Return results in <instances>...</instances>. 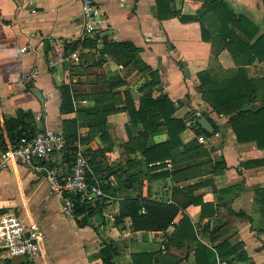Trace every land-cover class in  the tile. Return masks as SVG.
<instances>
[{
    "label": "crops",
    "instance_id": "1",
    "mask_svg": "<svg viewBox=\"0 0 264 264\" xmlns=\"http://www.w3.org/2000/svg\"><path fill=\"white\" fill-rule=\"evenodd\" d=\"M225 1L257 27L250 44L264 34V0ZM95 2L106 13V25L81 41L83 17L75 0H0V134L8 145L11 131L72 133L71 149L54 152L46 162L65 172L80 148L90 178L104 183L102 221L92 216L79 225L41 173L14 159L0 166V212L35 220L45 232L34 259L21 254L7 264H132V253L160 249L180 257L178 264H195L189 240L168 241L173 226L167 232L134 230L129 216H118L121 200L137 195L175 202L174 220L188 214L195 235L214 249L224 240L239 243L237 251L245 257L216 254L217 264H264V164L252 162L264 156V149L254 140L236 139L231 114L210 105L197 76L206 70L212 79L226 78L240 64L227 48L222 23L204 0H165L159 6L157 0ZM113 41L133 43L137 59H118L106 49ZM23 45L27 48L20 51ZM58 53L69 58L58 60ZM244 68L251 78L264 77V57ZM33 69L36 78L23 80ZM63 88L69 94L65 110ZM258 90L256 104L264 100V86ZM124 91L136 107L146 96L172 102V116L184 122V129L183 144L170 157L146 161L141 147L167 139L168 132L161 117L156 130L148 132L132 121ZM95 106L115 109L99 122ZM201 115L212 132L198 123ZM8 120L15 123L8 127ZM190 195L211 202L213 213L202 214Z\"/></svg>",
    "mask_w": 264,
    "mask_h": 264
},
{
    "label": "trees",
    "instance_id": "2",
    "mask_svg": "<svg viewBox=\"0 0 264 264\" xmlns=\"http://www.w3.org/2000/svg\"><path fill=\"white\" fill-rule=\"evenodd\" d=\"M160 1L165 0H157L158 6ZM203 5L210 8L222 23V34L227 38V48L236 54L240 63L232 75L221 79H212L206 70L199 71L197 76L203 87V94L216 111L231 114L230 124L238 141L254 140L259 148L264 149V100L258 104L255 103L259 97V87L264 86V77L251 78L244 68V64L251 62L256 57H264V34H260L250 44L249 40L257 32V27L244 16L236 14L227 1L204 0ZM106 49L118 59H122L124 63H132L137 59L135 53L138 51V47L129 41H113L106 46ZM68 99L69 94L63 88L62 110H65L66 107L69 108V106H65ZM124 101L132 121L140 122L145 132L156 130L159 124L158 117H161L162 123L167 129V139L141 147L147 162L164 160L171 156L173 149L183 144L180 132L184 129V122L172 116L174 107L167 97L146 96L142 99L141 105L136 107L130 94L124 91ZM114 109L113 106L92 108L97 114L99 122L104 121V115ZM14 123V120H8L6 125L9 127ZM22 134H16L15 131L9 132L10 143L16 142ZM63 134L67 141L66 151L72 147L71 135L73 134L69 135L67 132H63ZM105 134L101 133V136H105ZM5 139L0 134V149L7 146ZM197 146V144L190 145L191 148ZM252 162L264 164V156L261 159L252 160ZM217 164L222 165L220 162ZM92 165L96 167L93 162ZM162 174H168V172L164 171ZM101 183L104 188V183L102 181ZM71 197L74 201L73 214L79 225L90 222L92 216L97 218V222L102 221L101 207L104 197L92 202L83 198L81 194ZM190 202L199 204L202 214H212L214 211L212 203L203 201L200 195H190ZM178 211L179 206L175 202L137 195L121 200L118 216L122 218L129 216L134 230H163L167 232V228L173 226L172 230L166 233L168 241L181 245L184 241L189 240V246L193 248L195 264H217L216 254L220 258L228 257L232 253H236L242 258L245 257L242 250L237 251L239 243L232 246L227 240H224L214 249L200 241L195 235L194 224L188 214L183 213L178 221L174 220ZM105 250L104 246L101 248V253ZM131 260L132 264H178L180 257L170 253L167 249L166 251L160 249L132 253Z\"/></svg>",
    "mask_w": 264,
    "mask_h": 264
},
{
    "label": "built area",
    "instance_id": "3",
    "mask_svg": "<svg viewBox=\"0 0 264 264\" xmlns=\"http://www.w3.org/2000/svg\"><path fill=\"white\" fill-rule=\"evenodd\" d=\"M75 1L79 4L83 17V29L79 35V39L83 41L105 27L106 13L95 0ZM26 48L23 45L20 51ZM68 58L69 56L58 53V60ZM36 75L37 69L30 70L24 74L23 80H34ZM197 139L204 141L203 135H198ZM66 148L67 141L62 130L44 128L26 132L16 142L0 149V166L6 165L9 159H14L24 166L32 167L48 181L52 191L60 193L63 211L73 213L72 195L81 194L92 202L103 197L104 190L99 178H90L89 162L80 148L74 151L70 167L65 172L46 162L51 154L60 153ZM44 237L43 228L35 220L25 222L13 212H0V264H7L8 258L21 254L34 259L39 254L40 242Z\"/></svg>",
    "mask_w": 264,
    "mask_h": 264
},
{
    "label": "water",
    "instance_id": "4",
    "mask_svg": "<svg viewBox=\"0 0 264 264\" xmlns=\"http://www.w3.org/2000/svg\"><path fill=\"white\" fill-rule=\"evenodd\" d=\"M198 123L201 125V127L206 130L207 132H212L214 127L211 124V122L203 115L199 116L197 119Z\"/></svg>",
    "mask_w": 264,
    "mask_h": 264
},
{
    "label": "rangeland",
    "instance_id": "5",
    "mask_svg": "<svg viewBox=\"0 0 264 264\" xmlns=\"http://www.w3.org/2000/svg\"><path fill=\"white\" fill-rule=\"evenodd\" d=\"M146 247H149V245H147Z\"/></svg>",
    "mask_w": 264,
    "mask_h": 264
}]
</instances>
